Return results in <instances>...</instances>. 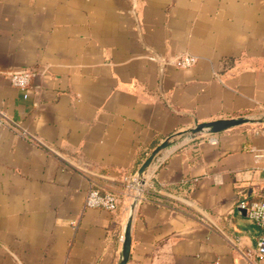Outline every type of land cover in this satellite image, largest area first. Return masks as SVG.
I'll return each mask as SVG.
<instances>
[{"label": "crops", "instance_id": "0c3cea01", "mask_svg": "<svg viewBox=\"0 0 264 264\" xmlns=\"http://www.w3.org/2000/svg\"><path fill=\"white\" fill-rule=\"evenodd\" d=\"M260 115L264 0H0V264H115L152 150ZM91 188L117 208L87 207ZM261 200L264 124L173 147L148 169L126 264H250L264 228L241 203Z\"/></svg>", "mask_w": 264, "mask_h": 264}, {"label": "water", "instance_id": "95a60500", "mask_svg": "<svg viewBox=\"0 0 264 264\" xmlns=\"http://www.w3.org/2000/svg\"><path fill=\"white\" fill-rule=\"evenodd\" d=\"M264 124V115L260 116H236L228 118H218L206 122H195L186 130L179 131L156 146L150 155L141 164L136 174V182L132 193V200L129 205V212L123 227V237L121 249L115 264H126L130 257L132 243V228L136 209L142 198L147 179V172L150 167L157 164L165 152L182 143L195 139L202 134H215L222 131L245 125Z\"/></svg>", "mask_w": 264, "mask_h": 264}, {"label": "built area", "instance_id": "2783aa9c", "mask_svg": "<svg viewBox=\"0 0 264 264\" xmlns=\"http://www.w3.org/2000/svg\"><path fill=\"white\" fill-rule=\"evenodd\" d=\"M195 58L190 55H182L178 58V64L181 66H190L195 63ZM32 73L28 71L15 72L11 75V83L21 91H26L30 84ZM2 122L0 121V128ZM119 199L113 192H100L95 188H91L86 195L85 205L89 208H102L106 210H115ZM241 207L245 208L248 217L257 225L264 228V200L252 201L249 203H241ZM250 264H264V233L257 240V255Z\"/></svg>", "mask_w": 264, "mask_h": 264}]
</instances>
